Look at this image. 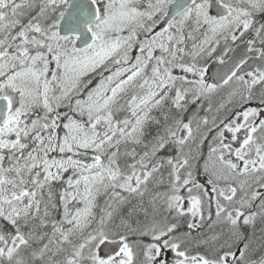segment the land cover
Instances as JSON below:
<instances>
[{"label": "snow or ice", "instance_id": "6c2138e0", "mask_svg": "<svg viewBox=\"0 0 264 264\" xmlns=\"http://www.w3.org/2000/svg\"><path fill=\"white\" fill-rule=\"evenodd\" d=\"M0 264H264V0H0Z\"/></svg>", "mask_w": 264, "mask_h": 264}]
</instances>
